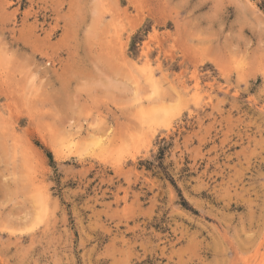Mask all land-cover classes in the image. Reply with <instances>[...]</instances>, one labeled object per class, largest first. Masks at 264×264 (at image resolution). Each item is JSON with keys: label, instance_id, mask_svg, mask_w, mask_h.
Here are the masks:
<instances>
[{"label": "rangeland", "instance_id": "1", "mask_svg": "<svg viewBox=\"0 0 264 264\" xmlns=\"http://www.w3.org/2000/svg\"><path fill=\"white\" fill-rule=\"evenodd\" d=\"M263 238L264 0H0V264H264Z\"/></svg>", "mask_w": 264, "mask_h": 264}, {"label": "bare ground", "instance_id": "2", "mask_svg": "<svg viewBox=\"0 0 264 264\" xmlns=\"http://www.w3.org/2000/svg\"><path fill=\"white\" fill-rule=\"evenodd\" d=\"M149 68V67H148ZM154 75V74H153ZM152 76V75H151ZM164 109V108H163ZM151 111V110H150ZM143 113V112H142ZM164 114V113H163ZM151 117V116H150ZM163 117H164V115H163ZM153 118V117H152ZM151 119V118H150ZM152 120V119H151ZM160 120V119H159ZM153 121V120H152ZM151 122V121H150ZM154 122V121H153ZM152 122V123H153ZM101 142H102V140H98V142H97V145H100L101 144ZM103 143V142H102ZM44 193V192H43ZM41 203V202H40ZM264 239V238H263ZM261 241V240H260ZM259 241V243L256 245V252L258 253V252H260V250L264 247V240H262L261 242ZM234 264H239L238 262H236V263H234Z\"/></svg>", "mask_w": 264, "mask_h": 264}]
</instances>
